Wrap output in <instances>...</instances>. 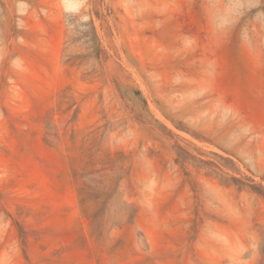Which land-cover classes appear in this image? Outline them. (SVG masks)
I'll list each match as a JSON object with an SVG mask.
<instances>
[{"label": "rangeland", "instance_id": "rangeland-1", "mask_svg": "<svg viewBox=\"0 0 264 264\" xmlns=\"http://www.w3.org/2000/svg\"><path fill=\"white\" fill-rule=\"evenodd\" d=\"M0 264H264V0H0Z\"/></svg>", "mask_w": 264, "mask_h": 264}]
</instances>
